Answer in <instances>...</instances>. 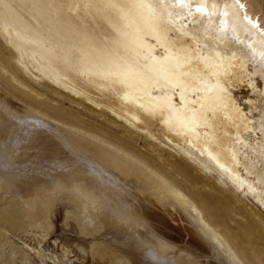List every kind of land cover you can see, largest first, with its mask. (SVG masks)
<instances>
[{"label": "rangeland", "instance_id": "374dc122", "mask_svg": "<svg viewBox=\"0 0 264 264\" xmlns=\"http://www.w3.org/2000/svg\"><path fill=\"white\" fill-rule=\"evenodd\" d=\"M244 1L264 23V0ZM102 5L100 0H0V27L17 32L8 34L9 41L0 32V264H264L260 184L238 190L205 160L158 142L144 146L145 136H127L80 100L59 96L52 81L55 57L74 61L72 32L84 38L111 29L108 13L97 12ZM99 17L106 24L100 25ZM109 18L120 22L114 14ZM197 23L187 19L185 27L203 51L234 50L241 56L248 80L229 90L264 138L262 63L220 23L204 30ZM22 37L39 42L41 49ZM112 38L106 34L96 50L112 54L107 46ZM21 49L35 69L32 75L18 65ZM102 140L157 167L183 198L158 196L149 183L125 176L134 167L100 160ZM254 161V173L264 169V156Z\"/></svg>", "mask_w": 264, "mask_h": 264}, {"label": "bare ground", "instance_id": "6f19581e", "mask_svg": "<svg viewBox=\"0 0 264 264\" xmlns=\"http://www.w3.org/2000/svg\"><path fill=\"white\" fill-rule=\"evenodd\" d=\"M100 3L103 7L96 8L97 12L108 13L111 29L83 35L84 38L72 32L71 42L78 50L77 56L73 55L74 61L65 55L56 56L52 66V81L59 96L80 100L85 109L97 111L100 118L121 127L127 136L133 133L145 136L148 141L144 146L157 147L158 142L205 160L215 174L226 175L238 190H244L245 186L257 189L256 184L264 190V169L256 173L252 170L255 158L264 156V138L258 135L251 118L229 90L248 80L241 56L234 50L203 51L201 41L185 27L187 19L198 21L200 30L220 23L264 68V23L258 11L248 9L244 0H100ZM83 12L91 19L85 4ZM112 14L119 17V24L109 18ZM99 20L100 25L106 24L102 17ZM0 32L7 41L8 34L17 33L10 27H0ZM106 34L113 37L107 42L112 54L96 50ZM22 40L34 45L35 50L42 47L34 40L24 37ZM31 56L38 62L34 54ZM18 65L30 75L35 70L27 62L23 49ZM248 83L253 87L252 80ZM174 90L179 103L175 102ZM246 100L254 103L252 98ZM153 125L159 126L161 132H153ZM103 142L106 145H97L100 160L109 158L108 164L113 166L134 167L125 176L149 183L158 196L183 198V193L172 187V180L157 167L139 159L131 150ZM133 145L138 147L135 142ZM153 157L159 160L160 155Z\"/></svg>", "mask_w": 264, "mask_h": 264}]
</instances>
